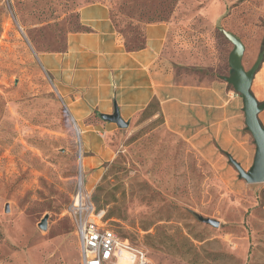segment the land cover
I'll return each instance as SVG.
<instances>
[{
  "label": "rangeland",
  "instance_id": "374dc122",
  "mask_svg": "<svg viewBox=\"0 0 264 264\" xmlns=\"http://www.w3.org/2000/svg\"><path fill=\"white\" fill-rule=\"evenodd\" d=\"M93 1L0 0V264H82L71 212L80 183L122 244L154 264H264V181L245 182L226 156L252 164L241 118L219 126L221 110L188 106L166 120L155 99L125 128L93 112L84 124L101 134L85 149L40 57L64 48L79 28L77 8ZM106 1L128 46L142 45L146 23L168 21L166 71L182 84H220L242 108L222 79L233 49L223 32L241 41L249 69L263 49L264 0Z\"/></svg>",
  "mask_w": 264,
  "mask_h": 264
},
{
  "label": "crops",
  "instance_id": "0c3cea01",
  "mask_svg": "<svg viewBox=\"0 0 264 264\" xmlns=\"http://www.w3.org/2000/svg\"><path fill=\"white\" fill-rule=\"evenodd\" d=\"M111 8L106 0L81 4L77 16L82 29L67 32L62 50L40 57L55 78L57 90L69 100L86 150L91 149L88 139L94 134L99 139L101 131L98 125H85V118L93 112L112 113L114 104L123 119L133 117L156 99L166 120L174 108L186 111L191 106L189 109L199 114L221 110L224 115L219 126L227 119L241 118L244 123L242 108L237 110L238 96L227 93L220 84L200 87L176 82L171 70L166 71L162 59L171 27L168 21L146 23L143 47L131 51L113 23ZM251 92L259 102L264 101V63L254 75ZM258 119L264 127V109Z\"/></svg>",
  "mask_w": 264,
  "mask_h": 264
},
{
  "label": "water",
  "instance_id": "95a60500",
  "mask_svg": "<svg viewBox=\"0 0 264 264\" xmlns=\"http://www.w3.org/2000/svg\"><path fill=\"white\" fill-rule=\"evenodd\" d=\"M229 41L233 44V49L228 56V65L230 67V74L223 76L222 79L232 86L233 90L241 96L242 100V112L244 115V125L246 130L249 131L254 145V155L252 164L249 169L242 168L239 162H237L231 155L226 154L229 163L233 165L238 173V177L242 178L247 183H258L264 181V127L261 125L258 114L264 109V101L259 102L251 92V83L260 68L263 58L264 50H261L258 54L255 62L249 69H245L242 64L243 45L241 41L228 32H223ZM100 118L105 122L115 123L118 127L125 128L128 126V121L124 120L114 104L113 112L106 114L100 113ZM7 206L5 210H7ZM198 219L204 223L210 224L213 227H217L219 222L212 218H204L198 216ZM47 215H45L38 227L46 229Z\"/></svg>",
  "mask_w": 264,
  "mask_h": 264
},
{
  "label": "built area",
  "instance_id": "2783aa9c",
  "mask_svg": "<svg viewBox=\"0 0 264 264\" xmlns=\"http://www.w3.org/2000/svg\"><path fill=\"white\" fill-rule=\"evenodd\" d=\"M71 212L82 264H112L118 260L122 239L102 221V214L83 192L81 183ZM123 246L130 253L131 264H154L145 251Z\"/></svg>",
  "mask_w": 264,
  "mask_h": 264
},
{
  "label": "trees",
  "instance_id": "16d2710c",
  "mask_svg": "<svg viewBox=\"0 0 264 264\" xmlns=\"http://www.w3.org/2000/svg\"><path fill=\"white\" fill-rule=\"evenodd\" d=\"M79 23V22H78ZM149 23V22H148ZM82 28H81V25L79 24V28L78 29H75V30H73V31H78V30H81ZM121 38L123 39V42H124V45H125V47L128 49V50H138V49H141L142 47H143V44H144V40H143V43H142V45H140V46H128L126 43H125V39H124V37L121 35ZM262 44H263V49L262 50H264V34H263V37H262ZM263 61H264V58H263ZM154 101H156V100H152L148 105H147V107H149ZM146 107V108H147Z\"/></svg>",
  "mask_w": 264,
  "mask_h": 264
},
{
  "label": "bare ground",
  "instance_id": "6f19581e",
  "mask_svg": "<svg viewBox=\"0 0 264 264\" xmlns=\"http://www.w3.org/2000/svg\"><path fill=\"white\" fill-rule=\"evenodd\" d=\"M122 257H127L128 264H131L130 253L127 251L125 247L121 246L119 256H118V263L120 264H123V262L121 261Z\"/></svg>",
  "mask_w": 264,
  "mask_h": 264
}]
</instances>
